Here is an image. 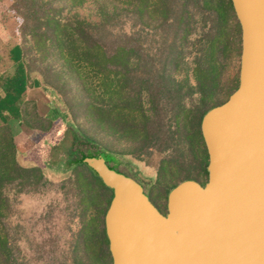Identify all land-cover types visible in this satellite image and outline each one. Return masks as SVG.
I'll return each mask as SVG.
<instances>
[{"label": "trees", "instance_id": "16d2710c", "mask_svg": "<svg viewBox=\"0 0 264 264\" xmlns=\"http://www.w3.org/2000/svg\"><path fill=\"white\" fill-rule=\"evenodd\" d=\"M85 1L11 0L10 6L18 17L17 30L32 40L37 53L32 62L43 74L56 71L64 80L61 86L68 84L66 78L79 83L94 127L130 141L128 149H116L111 141L86 134L57 161L76 218L73 264H111L104 214L112 189L81 158L107 152L109 165L135 177L118 164L140 165L145 156L159 152L158 181L177 176L170 189L186 178L204 183L180 173L191 164L208 174L200 121L238 85L236 76L226 81L222 76L232 53L240 51V26L231 0H99L92 20L72 12ZM221 92L227 94L224 99H219ZM21 163L6 132L0 138V264L16 260L3 223L8 185L22 192L50 183L49 166ZM86 253L92 259L86 260Z\"/></svg>", "mask_w": 264, "mask_h": 264}, {"label": "water", "instance_id": "95a60500", "mask_svg": "<svg viewBox=\"0 0 264 264\" xmlns=\"http://www.w3.org/2000/svg\"><path fill=\"white\" fill-rule=\"evenodd\" d=\"M240 26L238 85L200 121L207 180L186 178L162 212L104 151L83 155L112 189L111 264H264V0H231Z\"/></svg>", "mask_w": 264, "mask_h": 264}, {"label": "rangeland", "instance_id": "374dc122", "mask_svg": "<svg viewBox=\"0 0 264 264\" xmlns=\"http://www.w3.org/2000/svg\"><path fill=\"white\" fill-rule=\"evenodd\" d=\"M96 1L99 0H86L83 4L74 6L72 12L77 13L79 17L95 19L98 16ZM18 34L24 45L25 59L32 70L42 78L44 95H48V98L44 96L42 100V111L44 115L50 114L48 117L55 120L58 118V123L54 124L51 132L46 135L49 141L45 140L46 142H44V139L39 141V138L44 135L38 133L35 135L38 141L35 142L33 148H28L26 144L22 143L19 144L21 148L16 147L17 159L20 163H41L44 166H49L50 169L46 170V177L50 183L46 184L44 188L22 192H18L14 186L8 185V202L3 223L16 259L11 264H73L74 254L71 251L70 243L75 230L76 218H73L72 215V198L60 182L62 175L57 171L62 168V164L57 161L68 154L76 144L77 138H86V134L95 135L103 141H111L110 144L114 145L116 149H128L130 141L105 133V128L94 127L86 115V90L70 78H66L67 85L61 86L64 80L57 77L56 71L43 74L42 68L37 65V62H32V58L37 55L32 46V40L25 39L19 31ZM239 63L240 51L237 53L234 51L222 76V81L236 76L235 82L238 84ZM226 95L221 92L219 99H224ZM48 102L49 107H47ZM22 122L34 125L30 116H24ZM6 132L9 131L0 130V136L3 137ZM205 153L207 155L206 150ZM145 157L140 160V165L124 160L118 166L120 169L134 173L135 178L144 185L150 198L158 206L166 209L167 193L177 180V176L174 178L164 176L163 180L158 181L156 169L162 154L153 152ZM205 162L207 164L208 155L204 156L202 164ZM186 165L187 168L180 173V177L194 176L201 181H206L207 175L204 171L198 173L197 169L190 166L191 164ZM88 259L92 258L86 253V260Z\"/></svg>", "mask_w": 264, "mask_h": 264}, {"label": "crops", "instance_id": "0c3cea01", "mask_svg": "<svg viewBox=\"0 0 264 264\" xmlns=\"http://www.w3.org/2000/svg\"><path fill=\"white\" fill-rule=\"evenodd\" d=\"M17 28L18 18L10 0H0V130L11 133L17 148H21V143L33 148L38 133L44 135L39 141H49L46 135L58 123V118L48 117L50 114L44 115L42 111V100L48 95H44L42 78L26 64ZM24 116H30L36 126L22 122Z\"/></svg>", "mask_w": 264, "mask_h": 264}, {"label": "flooded vegetation", "instance_id": "af4514ba", "mask_svg": "<svg viewBox=\"0 0 264 264\" xmlns=\"http://www.w3.org/2000/svg\"><path fill=\"white\" fill-rule=\"evenodd\" d=\"M133 177V176H132ZM133 178H135V177H133ZM136 179V178H135ZM138 182H140L138 179H136ZM140 184L142 185V183L140 182ZM142 187H143V192L148 196V198L150 199V197H149V195H148V193H147V191H146V189H145V187H144V185H142ZM151 200V199H150ZM152 201V200H151ZM153 202V201H152Z\"/></svg>", "mask_w": 264, "mask_h": 264}]
</instances>
